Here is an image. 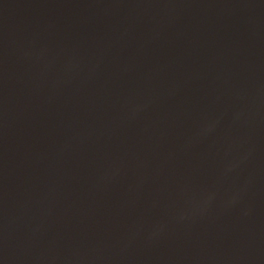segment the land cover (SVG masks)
<instances>
[{"label": "water", "instance_id": "obj_1", "mask_svg": "<svg viewBox=\"0 0 264 264\" xmlns=\"http://www.w3.org/2000/svg\"><path fill=\"white\" fill-rule=\"evenodd\" d=\"M0 264H264V0H0Z\"/></svg>", "mask_w": 264, "mask_h": 264}]
</instances>
